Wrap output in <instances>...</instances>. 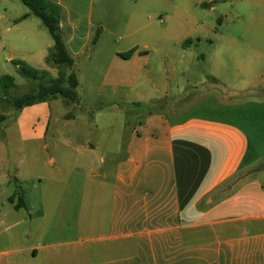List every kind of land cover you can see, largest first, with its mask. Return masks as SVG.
Wrapping results in <instances>:
<instances>
[{
    "label": "crops",
    "instance_id": "0c3cea01",
    "mask_svg": "<svg viewBox=\"0 0 264 264\" xmlns=\"http://www.w3.org/2000/svg\"><path fill=\"white\" fill-rule=\"evenodd\" d=\"M47 1L61 7L75 73L81 57L92 62L107 44L105 9L96 11V0ZM27 8L0 0V31L41 45L47 63L54 40L29 23L37 16ZM141 17L130 15L127 49L112 51L107 78L134 77L145 39L157 37L138 35ZM193 37L201 41L185 25L174 38ZM133 48L131 58L121 56ZM40 70L58 76L48 63ZM263 89L243 88L234 95H251L231 101L210 95L172 115L151 112L129 134L72 146L50 185L38 176L28 205L13 204L28 212L29 227L10 231L21 221L0 210V264H264Z\"/></svg>",
    "mask_w": 264,
    "mask_h": 264
},
{
    "label": "rangeland",
    "instance_id": "374dc122",
    "mask_svg": "<svg viewBox=\"0 0 264 264\" xmlns=\"http://www.w3.org/2000/svg\"><path fill=\"white\" fill-rule=\"evenodd\" d=\"M101 8L109 26L102 37L107 44L100 45L96 60L79 59V104L60 98L17 111L13 98L36 91L38 82L22 77L9 58L39 70L47 63L41 45L0 31V77L11 75L16 83L9 95L0 94V116L5 117L0 124V210L8 212L9 221H21L10 231H24L30 215L17 212L9 198L19 189L27 206L36 195L38 176L50 185L53 170L75 154L72 146L129 134L150 112L172 115L210 95L231 101L251 95H234L243 88H264V0H96V11ZM135 10L142 13L138 35L154 31L157 37L145 39L149 45L141 47V59L130 70L134 77L107 78L112 53L127 49L123 37ZM29 23L51 38L39 18L33 16ZM185 25L188 35L201 41L177 42L174 37ZM258 51L256 72L251 61ZM52 158L56 164L50 163Z\"/></svg>",
    "mask_w": 264,
    "mask_h": 264
},
{
    "label": "trees",
    "instance_id": "16d2710c",
    "mask_svg": "<svg viewBox=\"0 0 264 264\" xmlns=\"http://www.w3.org/2000/svg\"><path fill=\"white\" fill-rule=\"evenodd\" d=\"M28 6L33 14L41 19L45 27L54 40V46L51 49L47 63L58 69L56 78H47V71L38 70L22 61H12L17 67L18 73L27 80L37 81L38 88L32 93H27L21 97L13 98V105L17 111L24 108L34 106L40 103L51 102L57 99H64L71 103H80L78 92L79 79L76 73L72 72L75 61L70 56L60 30L61 7L50 3L47 0H21ZM28 15L22 19H26ZM136 48L121 54L125 59L131 58L136 52ZM16 86L15 78L11 75L0 77V94L9 95L11 90ZM264 93V89L262 90ZM3 97L0 96V100ZM138 107H148V104L138 103ZM151 113V112H150ZM5 120L4 116H0V124ZM9 202L14 204L16 210H22L26 207V203L21 196L19 189L9 198Z\"/></svg>",
    "mask_w": 264,
    "mask_h": 264
}]
</instances>
